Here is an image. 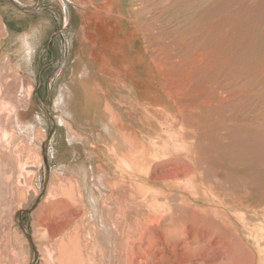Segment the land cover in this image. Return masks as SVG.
Here are the masks:
<instances>
[{
	"label": "rangeland",
	"instance_id": "1",
	"mask_svg": "<svg viewBox=\"0 0 264 264\" xmlns=\"http://www.w3.org/2000/svg\"><path fill=\"white\" fill-rule=\"evenodd\" d=\"M0 264H264V0H0Z\"/></svg>",
	"mask_w": 264,
	"mask_h": 264
}]
</instances>
